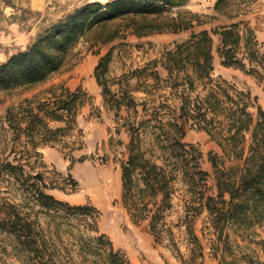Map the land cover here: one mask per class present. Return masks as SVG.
<instances>
[{
    "label": "trees",
    "instance_id": "1",
    "mask_svg": "<svg viewBox=\"0 0 264 264\" xmlns=\"http://www.w3.org/2000/svg\"><path fill=\"white\" fill-rule=\"evenodd\" d=\"M188 1L85 2L0 62V91L46 82L68 64L71 49L83 36L89 35L91 43L107 45L119 36L120 28L145 36L177 33L209 23L192 13L189 19L182 18L179 11L170 15L171 9ZM225 1L216 0L214 10L225 14ZM115 21L124 24L111 27ZM213 35L219 38L216 53L222 66L262 78L264 50L253 30L241 21L192 31L187 39L164 50L159 59L117 78L109 76L113 58L109 48L98 57L92 75L105 108L128 136L120 162V203L130 220L135 225L145 222L157 242L173 239L167 217L173 209L175 185L179 184L183 191L181 221L199 250L198 257L202 248L193 222L206 211L223 255L230 257L226 260L223 256L221 264H257L233 254L229 230L264 224V110L256 106L250 92L212 76ZM158 68L165 71L163 77ZM113 85L117 86L115 91L111 90ZM88 102L81 88L70 90L60 84L24 98L6 111L5 121L14 133L13 142L20 143V154L0 158V177H7L15 186L20 200L15 204L8 198L0 199V232L11 236L33 264H78L76 258L80 264H133L98 232L99 212L93 205H70L54 198L48 193L53 183L38 170L45 167L41 149L61 142L75 130L78 112ZM253 107L255 114L250 111ZM188 129L203 131L218 147V152L208 153L215 195L206 193L201 152L184 141ZM40 214L53 220L60 217L82 222L72 236L73 250L66 260L56 249L57 234L41 227Z\"/></svg>",
    "mask_w": 264,
    "mask_h": 264
},
{
    "label": "rangeland",
    "instance_id": "2",
    "mask_svg": "<svg viewBox=\"0 0 264 264\" xmlns=\"http://www.w3.org/2000/svg\"><path fill=\"white\" fill-rule=\"evenodd\" d=\"M90 1L105 3L108 0H0V62L10 54L24 49L35 36L75 7ZM216 0H189L179 8H173L170 15L181 13L182 18L195 14L198 20H208L202 26L177 33H152L136 36L123 31L122 21L110 26L119 27V36L110 44L99 45L83 36L73 46L68 64L46 82L30 88H11L0 91V158L20 154L19 142H13L12 130L8 128L5 114L8 108L17 105L24 98L40 95L53 85H64L70 90L81 88L89 97L76 117V127L61 142L41 149L45 167L41 170L48 182V190L54 198L70 205L91 204L99 212L97 229L106 236L115 249L122 251L133 264H221L222 243L210 225L206 211L201 212L194 222L193 231L202 248H198L187 237L181 218L183 216L182 194L179 184L175 185L173 209L167 217V224L173 231V239L157 242L148 232L146 223L135 225L120 203V162L124 158L127 133L120 128L103 104L101 89L92 75L98 57L112 48V62L109 76L117 78L131 69L142 66L149 60L159 59L164 50L187 39L192 31L211 29L223 24L241 21L250 27L257 42L264 50V0H226L225 14L214 10ZM232 17V18H230ZM196 22V21H195ZM194 22V24H195ZM243 27V25H241ZM219 45L217 35L212 36L214 78H222L236 88L250 92L255 104L264 110V73L257 79L251 74L234 67H224L216 53ZM99 51V54L96 52ZM163 77L165 71L158 68ZM134 82H132L133 84ZM117 86H111L116 90ZM250 111L255 114V108ZM119 128V132L116 131ZM23 140V138H22ZM184 141L194 144L201 152V168L207 173L206 193L215 195L213 171L208 161L209 152H218V147L209 136L200 130L188 129ZM13 148V152L9 151ZM37 167V166H36ZM7 177H0V199L19 203V192L10 185ZM80 220L67 221L64 218L49 219L40 214V225L54 236L61 259L73 250L72 236L81 228ZM229 241L237 258L246 257L264 264V224H255L246 230L232 227ZM51 248V247H50ZM226 256V260H229ZM76 262L79 263L76 258ZM0 264H33L29 257L15 243L13 238L0 232Z\"/></svg>",
    "mask_w": 264,
    "mask_h": 264
}]
</instances>
